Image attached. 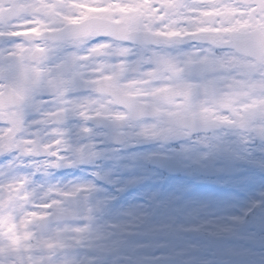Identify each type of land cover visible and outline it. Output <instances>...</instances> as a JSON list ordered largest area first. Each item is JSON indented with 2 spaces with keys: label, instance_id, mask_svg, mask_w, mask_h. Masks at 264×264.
Wrapping results in <instances>:
<instances>
[{
  "label": "snow or ice",
  "instance_id": "snow-or-ice-1",
  "mask_svg": "<svg viewBox=\"0 0 264 264\" xmlns=\"http://www.w3.org/2000/svg\"><path fill=\"white\" fill-rule=\"evenodd\" d=\"M0 264H264V0H0Z\"/></svg>",
  "mask_w": 264,
  "mask_h": 264
}]
</instances>
